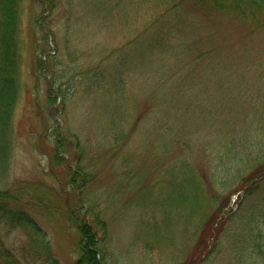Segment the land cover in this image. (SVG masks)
Segmentation results:
<instances>
[{
  "label": "rangeland",
  "instance_id": "obj_1",
  "mask_svg": "<svg viewBox=\"0 0 264 264\" xmlns=\"http://www.w3.org/2000/svg\"><path fill=\"white\" fill-rule=\"evenodd\" d=\"M86 1L100 0H69L72 23H65L67 0H58L54 15L44 11V0H23L20 87L11 131L0 136V188L26 189L17 201L45 231L60 264L77 258L75 222L81 215L88 220L89 205L107 222L111 241L104 264H237L232 231L249 228L264 213V154L252 159L257 172L248 183L244 178L232 182L223 171L214 181L209 174L220 172L218 164L235 151L224 154L228 139L240 146L245 159L264 146L259 127L264 116V26L252 29L185 1L169 19L175 26L168 36L171 46L157 50L151 62L150 53L142 59L134 41L140 18L136 21L133 8L122 18L104 21L84 8ZM121 67L125 70L119 74ZM51 74L53 86L47 78ZM120 78L127 80L120 102L102 85L84 92L89 80ZM57 83L64 98L55 91ZM120 104L125 107L118 116ZM113 121L123 129L116 144L103 137L113 131L106 129ZM68 129L85 142L78 150L57 147ZM185 139L191 142L188 148ZM55 153L60 164L53 160ZM77 158L92 179L81 193L87 201L75 190L66 204L59 189ZM182 158L190 161L203 185L207 210L226 212L217 243L210 244L211 255L203 260L195 254L207 245L197 241L213 236V230L206 223L196 240H187L181 184L175 180L171 189L163 176L168 164ZM250 188L253 192L244 195ZM234 210L251 213L247 220L230 221ZM13 224L17 222L0 221V241L19 256L28 238Z\"/></svg>",
  "mask_w": 264,
  "mask_h": 264
},
{
  "label": "trees",
  "instance_id": "obj_2",
  "mask_svg": "<svg viewBox=\"0 0 264 264\" xmlns=\"http://www.w3.org/2000/svg\"><path fill=\"white\" fill-rule=\"evenodd\" d=\"M185 1H191L196 8L201 9L206 13H219L222 15L231 16L237 18L241 22H244L248 27L257 29L264 26V0H100V1H86L83 6L87 10H92L95 16L103 19L104 21H110L114 18H122L126 15L128 10L133 8L136 14L137 25L135 27L136 35L134 41H137L138 48L143 52L142 59L145 57V53L151 54V62L154 60L156 51L161 53L166 47L171 46L168 40L169 32L175 27L174 24L169 22L170 17L174 16L178 11V7ZM42 2V1H41ZM23 0H0V136L4 138L5 131H11V116L17 100L18 90L20 87V80H17L18 67H19V44L23 40V24L21 20ZM44 11H49V14H55V10L58 6V0H44ZM69 0L65 8V16H67L66 22L72 23L73 13L69 7ZM55 9V10H54ZM37 21V19L35 20ZM110 23L106 24L109 28ZM68 29V28H67ZM145 34H149L145 37ZM136 44V42H134ZM166 45V46H164ZM122 65V64H121ZM117 71L122 74L125 70L124 67L119 68ZM96 78V74L94 75ZM51 86H53L54 78L52 74L49 76ZM89 80L87 87L84 89L85 93H89L96 87L104 86L109 89L115 97V101L123 96L125 92V82L127 80ZM137 81V80H135ZM157 81V80H155ZM140 83L141 80H138ZM154 84V81H153ZM56 92L64 98V92L60 90L62 84H56ZM155 85V84H154ZM143 88L148 85L142 86ZM54 88V87H52ZM63 89V88H62ZM183 92V90H182ZM66 95V93H65ZM53 99V97H50ZM55 100V99H54ZM112 100V99H111ZM60 102H62L60 100ZM120 102V101H118ZM121 107H125L120 104L119 114L121 116L124 111L121 112ZM128 109V107L126 108ZM264 111V105H263ZM177 112L175 106L174 113ZM112 117V116H110ZM117 118V117H115ZM146 122V119H144ZM144 122V124H145ZM106 129L112 127L110 134H103L104 138L112 139V144L118 143L122 138L123 129L120 128L117 122L113 121V125L106 123ZM118 124V125H116ZM170 125V123H168ZM264 129V116L259 127ZM69 130V129H68ZM61 140L57 141V147L64 148L68 145H73L75 149H79L81 142V136L72 131H67ZM102 135V134H101ZM100 136V135H99ZM88 139H90L88 137ZM228 139V146L225 148L226 152L231 153L235 150L228 159L223 160L218 164L220 172H214L216 169L210 170V178L214 181L218 179L222 171L228 174L229 179L232 182L242 180L249 182L251 177L257 172L252 171L256 166L252 159L258 155L261 157L264 154L263 142H259V153L253 158H243L239 149V145L234 143L233 140ZM74 143V144H73ZM85 143V142H84ZM7 144V141H6ZM191 144L189 139H185L183 146ZM225 158L226 155H225ZM53 160L56 164L60 160L58 153H55ZM53 162V163H55ZM247 170H251L247 171ZM163 174L164 178L169 179L171 189H174V181L179 180L181 184V207L183 209L184 223H185V235L187 240H196L199 233L206 227H210L213 230V236H206L205 239H199L198 246H202L205 242L206 248L198 251L195 254L197 259L203 260L205 256L211 255L210 244L216 245L221 231L219 230L222 221L224 220V214L220 208H216L212 212L207 210L205 203V190L203 185L195 173L192 164L186 158H182L168 164ZM249 172L248 174H245ZM264 172V168L262 171ZM226 177V176H224ZM89 173L80 165V161L77 158L74 164H69L63 181L61 182L62 188L59 192L64 193L66 198V204L70 203L68 197L75 190L78 192L79 199L84 202L87 201L86 195L82 196V190L85 186L91 182ZM254 179L251 180V183ZM255 186V185H254ZM26 189H20L16 192L9 189L0 188V221H12L17 222L20 229L26 234L28 242H23L20 245L19 256H16L11 248L0 241V264H60L58 258L54 255L50 242L46 239V233L40 226L34 224L29 213L25 212L19 205L17 198L19 194L25 192ZM246 191V193H245ZM243 193L246 195L249 192H253V188L249 191L245 190ZM14 192V193H13ZM41 192V191H40ZM40 194V193H39ZM174 193H172L173 195ZM174 196H177L176 194ZM239 200H243L242 195H238ZM37 201H42L43 195L37 198ZM209 200L213 203H217V197L211 195ZM75 201V199H74ZM73 201V202H74ZM217 206V204H216ZM87 215H89L86 221L84 216L81 215L80 219L75 222L76 228L79 233V240L77 243V258L73 264H104L106 248L111 241L107 222L101 216V212L98 211L94 205H89L86 209ZM251 212H236L232 211L228 220L234 221L235 219H248ZM195 219L194 222L193 219ZM245 226L241 230H231L232 245L235 249L236 259L239 262L237 264H264V213L260 215L258 222L249 226ZM229 231V233L231 232ZM212 239L210 242L208 239ZM220 241V240H219ZM191 263V260L186 264ZM196 264V263H195Z\"/></svg>",
  "mask_w": 264,
  "mask_h": 264
}]
</instances>
